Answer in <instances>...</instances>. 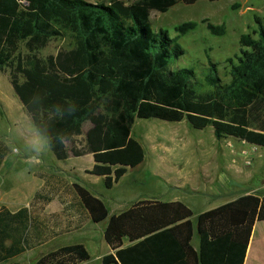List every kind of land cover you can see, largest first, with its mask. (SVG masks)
I'll return each mask as SVG.
<instances>
[{"label": "trees", "instance_id": "trees-1", "mask_svg": "<svg viewBox=\"0 0 264 264\" xmlns=\"http://www.w3.org/2000/svg\"><path fill=\"white\" fill-rule=\"evenodd\" d=\"M179 1L198 0H0V69L33 126L47 134L54 156L90 153L88 172L106 188L144 159L131 135L136 118L186 120L195 129L211 126L218 141L264 147V24L256 19V28L240 35L227 81L213 64L198 77L191 68H170L183 54L178 36L150 26L151 10L165 12ZM196 25L187 21L176 30L185 34ZM208 28L223 33L221 26ZM66 32L74 35V47L37 55ZM21 43L25 54L18 52ZM7 151L0 143V163ZM72 188L92 222L106 220L103 238L111 251L101 264H244L253 225L264 220V195L250 192L200 212L194 226L193 211L179 200L139 199L108 216L100 197L76 182ZM38 198L50 201L41 190ZM32 211L31 203L14 212L0 206V263L57 234ZM89 258L82 243H73L34 264H87Z\"/></svg>", "mask_w": 264, "mask_h": 264}, {"label": "rangeland", "instance_id": "rangeland-1", "mask_svg": "<svg viewBox=\"0 0 264 264\" xmlns=\"http://www.w3.org/2000/svg\"><path fill=\"white\" fill-rule=\"evenodd\" d=\"M123 1L130 3L134 0ZM149 19L153 31L164 29L170 37L178 36L183 54L170 62L171 69L191 68L198 77H203L213 64L217 75L227 81L228 59L238 54L240 35L252 32L257 26L256 19L264 24V0H198L192 4L179 1L165 12L151 10ZM187 21H195L197 25L180 34L176 27ZM209 24L223 27V33H212ZM74 46V35L66 32L64 36L50 39L45 47L37 50V55H55ZM18 52L26 53L23 43ZM13 115L23 126L28 122L34 129L25 111L16 110ZM87 126L89 123H84L83 130ZM12 133L6 131L0 105V143L8 149L7 161L0 168V204L3 192L21 189L28 195V190L39 183L33 176L35 160L31 154L16 155L24 152V141ZM131 135L141 143L144 159L139 165L130 167L127 174L111 188H106L103 182L87 187L85 180L80 176L77 178L79 184L101 196L108 216L126 209L131 201L139 197H157L163 201L177 199L191 208L195 226L198 213L229 201L241 192L264 195V147L255 148L252 163L247 165L241 154L242 149L250 148L246 143L232 138L218 141L211 126L195 129L186 120L136 118ZM82 139L83 136L76 138L77 141ZM152 143L159 147V156ZM51 155L50 148H47L40 158L49 163ZM173 185H181V188ZM105 224L106 220L99 223L90 220L82 229L62 233L1 264H34L42 253L77 242L83 243L90 254L87 264H101V256L108 250L103 238ZM193 241H198L196 234Z\"/></svg>", "mask_w": 264, "mask_h": 264}, {"label": "crops", "instance_id": "crops-1", "mask_svg": "<svg viewBox=\"0 0 264 264\" xmlns=\"http://www.w3.org/2000/svg\"><path fill=\"white\" fill-rule=\"evenodd\" d=\"M0 73H1V76H0V105H1L2 112L5 116L6 131L10 133L13 132L12 134L15 137L24 141L25 136L28 133L34 131L35 128L33 129L28 122L23 126L19 122V120L16 119L15 116L13 115L14 112H16V110L24 111V109L18 97L13 91L7 70H5V68L0 69ZM89 127L90 126H87L83 130V132H85ZM232 139L237 140L235 138H232ZM237 143H238L237 147H239L240 143L239 142ZM154 148H156L158 152V156H159V147L154 144ZM75 158H78V159L86 158V160H83V161L75 160ZM5 159H6V155L4 156V158L2 159L0 163V168L2 167L3 163L7 161ZM35 164H36V170L34 171L33 176L39 180V183H37L36 187H33L32 189L28 190L29 196L26 194V191H23L21 189H17V190L15 189L12 192H9V191L3 192L4 197H3V201L0 204V206L4 205L11 212H14L23 206H29L31 203L32 210H33L32 212L33 213L37 212V214L41 217V219H43V221H45L46 224L57 233L55 236L51 237L47 241L60 236L62 233H70L75 230L82 229V227L86 224V222L90 221L91 219L88 217L86 210L83 208L78 197L76 196L72 188V184L74 182L78 183L77 181L78 176H80L83 180H85L86 183L84 184L87 187H90L98 182L100 183L103 182L102 177L93 175L88 172V170L92 167V164H93L92 155L90 153H86L80 156L71 155L66 159L60 160V159H57L52 152L49 163L44 162L41 158H39L35 160ZM128 169L129 168H127L125 175L127 174ZM72 174L74 176H72ZM5 179L6 177L2 179V183L5 182ZM173 186L181 188V185H173ZM38 190H41L42 195L49 198L50 201H45L43 198H38L37 200H34V194ZM89 190H91L92 193H94L95 195L101 198V196L97 194L95 191H93L91 188ZM245 193H248V192H241L239 195L245 194ZM237 196H234V198ZM139 199L160 200L157 197H139L131 201L130 204ZM174 200H177V199H172L170 201H174ZM130 204H128V206ZM193 239H194V236L192 238V245L195 248H197L198 241L194 242ZM47 241H45L44 243H46ZM77 243H80V242H77ZM128 244H129V241L124 239L123 245L126 246ZM55 248L57 247H54L53 249ZM53 249H50V250H53ZM110 251L111 250L108 246V250L104 254ZM4 263H7V262H4ZM244 264H264V220L256 221L253 225L252 233L250 236L249 244H248L246 255H245Z\"/></svg>", "mask_w": 264, "mask_h": 264}, {"label": "clouds", "instance_id": "clouds-1", "mask_svg": "<svg viewBox=\"0 0 264 264\" xmlns=\"http://www.w3.org/2000/svg\"><path fill=\"white\" fill-rule=\"evenodd\" d=\"M35 128V126H33ZM51 147V142L46 133L35 128L34 131L28 133L24 138V152H18L16 155L27 156L31 154L32 159H39L42 154Z\"/></svg>", "mask_w": 264, "mask_h": 264}, {"label": "built area", "instance_id": "built-area-1", "mask_svg": "<svg viewBox=\"0 0 264 264\" xmlns=\"http://www.w3.org/2000/svg\"><path fill=\"white\" fill-rule=\"evenodd\" d=\"M244 142V141H242ZM246 143V142H244ZM250 148L249 149H242L241 150V154L244 158V161L247 165L251 164L252 163V160H253V151L255 150V148H258L259 146L257 145H252V144H248L246 143Z\"/></svg>", "mask_w": 264, "mask_h": 264}]
</instances>
